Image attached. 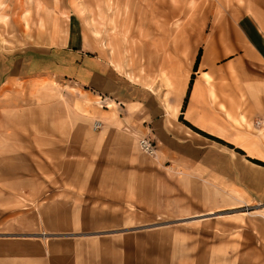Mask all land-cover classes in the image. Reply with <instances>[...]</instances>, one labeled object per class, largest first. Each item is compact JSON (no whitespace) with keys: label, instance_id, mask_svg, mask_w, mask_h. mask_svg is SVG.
Instances as JSON below:
<instances>
[{"label":"crops","instance_id":"obj_1","mask_svg":"<svg viewBox=\"0 0 264 264\" xmlns=\"http://www.w3.org/2000/svg\"><path fill=\"white\" fill-rule=\"evenodd\" d=\"M248 3L253 15L245 17L260 36L252 37L241 16L232 28L212 34L194 74L189 68H167L166 85H144L130 97L121 79L93 71L89 83L123 103L99 108L100 128L80 122L58 130L40 124L12 132L17 135L7 143L15 150L25 154L22 149H46L53 142L64 162L60 177L51 178L60 179V188L55 192L48 181L41 204L0 210V215H20L17 223L0 222V264H140L136 227L121 226L135 222L133 205L160 207L167 199L180 205L184 196L224 201L232 191L264 197V163L258 162L264 161V14L254 11L256 0ZM0 12L5 13L3 7ZM6 65L10 73L0 76L3 85L14 81L15 69L25 68ZM145 133L157 142V166L134 162L144 157L136 137ZM25 156L33 163L35 152ZM33 174L26 182H7L32 192L35 185L27 183L37 180ZM216 186L225 193L220 198ZM180 209L192 214L194 206Z\"/></svg>","mask_w":264,"mask_h":264},{"label":"rangeland","instance_id":"obj_2","mask_svg":"<svg viewBox=\"0 0 264 264\" xmlns=\"http://www.w3.org/2000/svg\"><path fill=\"white\" fill-rule=\"evenodd\" d=\"M256 2L254 11L264 14V0ZM2 7L6 14L0 12L4 18H0V76L10 71L6 64L25 65L15 69L14 81L0 82V193H6L0 197V210L4 211L41 204L48 196L47 184L57 192L61 181L51 178L59 176L64 162L60 146L52 142L46 149H22L25 154L35 152L32 163L7 143L17 135L12 132L40 124L54 130L80 122L93 126L99 108L123 104L89 83L93 71L121 79L126 95L137 96L144 85H166L167 68L192 71L212 34L232 28L241 16L252 37L260 36L256 24L245 17L253 15L248 0H0ZM142 151L144 157L134 162L157 166L154 155ZM46 152L48 162L43 158ZM13 166L16 171L11 173ZM28 174L37 179L27 183L35 185L32 192L16 190L7 182H26ZM215 189L218 198L225 194L221 187ZM243 193L232 191L224 201L184 196L180 205L173 199L148 209L133 205L135 222L121 226L136 227L140 264H178L182 259V264H264V197ZM232 203L235 206L230 207ZM186 204L194 206L192 214L179 210ZM199 212L206 213L192 216ZM19 216L2 214L0 222L17 223ZM160 230L167 232L162 236ZM165 244L169 247L162 248Z\"/></svg>","mask_w":264,"mask_h":264},{"label":"built area","instance_id":"obj_3","mask_svg":"<svg viewBox=\"0 0 264 264\" xmlns=\"http://www.w3.org/2000/svg\"><path fill=\"white\" fill-rule=\"evenodd\" d=\"M100 124H101V120L99 118H96V121H94V124H93L94 127L97 128L100 126ZM138 140H139L140 148L145 153H149L151 155L156 154L157 142L155 139L152 138V136L148 134L141 135Z\"/></svg>","mask_w":264,"mask_h":264},{"label":"trees","instance_id":"obj_4","mask_svg":"<svg viewBox=\"0 0 264 264\" xmlns=\"http://www.w3.org/2000/svg\"><path fill=\"white\" fill-rule=\"evenodd\" d=\"M200 52L197 54V59H196V64H195V68L197 67V64H198V62H199V60H200Z\"/></svg>","mask_w":264,"mask_h":264},{"label":"bare ground","instance_id":"obj_5","mask_svg":"<svg viewBox=\"0 0 264 264\" xmlns=\"http://www.w3.org/2000/svg\"><path fill=\"white\" fill-rule=\"evenodd\" d=\"M2 18V17H1ZM4 19V18H3ZM211 212H209V214H210Z\"/></svg>","mask_w":264,"mask_h":264}]
</instances>
